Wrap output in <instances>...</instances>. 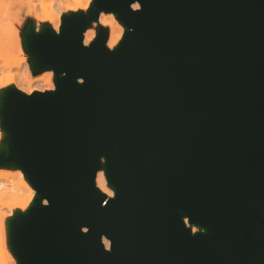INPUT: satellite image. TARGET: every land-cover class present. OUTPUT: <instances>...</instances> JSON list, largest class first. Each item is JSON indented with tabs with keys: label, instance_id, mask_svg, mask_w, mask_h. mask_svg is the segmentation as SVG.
Here are the masks:
<instances>
[{
	"label": "water",
	"instance_id": "1",
	"mask_svg": "<svg viewBox=\"0 0 264 264\" xmlns=\"http://www.w3.org/2000/svg\"><path fill=\"white\" fill-rule=\"evenodd\" d=\"M103 11L114 49L84 44ZM23 41L55 88L0 95V167L36 190L18 264H264V0H93Z\"/></svg>",
	"mask_w": 264,
	"mask_h": 264
},
{
	"label": "bare ground",
	"instance_id": "2",
	"mask_svg": "<svg viewBox=\"0 0 264 264\" xmlns=\"http://www.w3.org/2000/svg\"><path fill=\"white\" fill-rule=\"evenodd\" d=\"M88 2L84 5L81 0H75L74 5H67L61 3L60 1L57 3L56 10L61 12L63 8L68 9L67 11H76L78 8H82V10H88L93 2V0H87ZM28 3L31 7L36 8L37 4H41L40 2H36L35 0H28ZM133 8H138V3L133 4ZM36 20L41 22L44 20L48 22L55 30L59 31L61 26V15H58L54 12L47 13L43 18L37 17ZM96 23V22H94ZM99 23L103 26L108 27V39L107 46L110 49H114L117 47L121 39L123 38L125 27L121 24L117 15L114 12H101L99 16ZM56 31V32H57ZM95 37V30L88 28L84 33V44H90ZM2 34H0V57L3 56L7 52L6 45L1 43ZM19 68L21 67V76L18 79V82L14 79L13 75L6 74L4 78L0 77V87L6 85H16V87L28 94H31L35 91H46L53 90L55 88V84L51 79V74L31 78V66L29 61H26L23 58H19L17 60L4 58L3 63H0V72L3 68ZM18 173L21 175L23 181L16 184L14 187L13 183L8 182V175L4 173H0V200L3 196L14 195L16 192L21 194V198L18 199L15 204L12 206V210L19 209L21 211H26L34 201L36 196V190L31 184L28 177L25 175L22 169L17 168ZM96 184L100 190L105 192L107 195L113 197L115 195V190L113 187L109 185L108 178L106 176L104 168L100 169L97 173ZM27 191L29 192L27 194ZM46 203V200L43 201ZM10 209V208H9ZM10 211V210H9ZM7 211V213L9 212ZM10 213V212H9ZM8 213V214H9ZM7 215L0 214V223L1 225L4 223V220ZM187 225L191 228L193 232L204 231V228L190 224L187 219H185ZM105 245L109 248V241L105 240Z\"/></svg>",
	"mask_w": 264,
	"mask_h": 264
},
{
	"label": "rangeland",
	"instance_id": "3",
	"mask_svg": "<svg viewBox=\"0 0 264 264\" xmlns=\"http://www.w3.org/2000/svg\"><path fill=\"white\" fill-rule=\"evenodd\" d=\"M35 1L41 3V4H37L36 8L31 7L28 3V0H0V34H2L1 43H4L7 48V52L0 57V63H3L5 57L13 60L23 58L26 61H29L30 55L28 54L23 41V34L26 27L29 24H33L35 26V29L38 31L44 25H48L49 24L48 22L44 20L38 22L36 18L37 17L43 18L47 13L50 12H54L58 15H61V22H62V15L70 11H67L68 9L63 8L61 12H58L56 10L57 3L60 1L61 3L67 5H74L75 2V0H35ZM81 2L85 5L88 1L81 0ZM78 10H82V8H78ZM99 24L100 23L98 18L96 23L93 22L89 27L95 30V37H96L97 27ZM53 29L55 28L53 27ZM21 70H22L21 67L19 68L14 67L11 69L3 68V70L0 72V77L4 78L6 74L13 75L14 79L18 82V79L21 76ZM48 74H51V79L54 83V72L52 69H45L39 74H33L31 69L30 77L35 78V77L45 76ZM9 86L11 85L0 87V95L2 91ZM13 86L16 87V85ZM4 137L5 134L0 122V147L2 145ZM18 172L19 171L17 168L10 169L5 167H0V173L7 174L8 182L13 183L14 187L16 186V184L23 181L21 175ZM28 193L29 192L27 191V194ZM21 197H22L21 194L19 192H16L14 195L3 196L2 199L0 200V214L7 215L4 220V223L2 225L0 223V264H18L17 259L14 256L8 244L7 223H8V219H10L19 210V209L12 210V206ZM7 211H9L10 213L8 212L9 213L8 214Z\"/></svg>",
	"mask_w": 264,
	"mask_h": 264
}]
</instances>
